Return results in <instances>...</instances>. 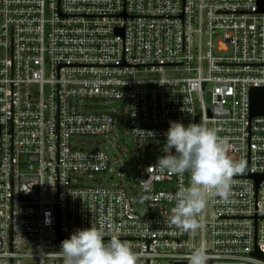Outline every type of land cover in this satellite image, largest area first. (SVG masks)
I'll return each mask as SVG.
<instances>
[{
  "label": "built area",
  "instance_id": "obj_1",
  "mask_svg": "<svg viewBox=\"0 0 264 264\" xmlns=\"http://www.w3.org/2000/svg\"><path fill=\"white\" fill-rule=\"evenodd\" d=\"M252 86H264L257 0H0V264H63L61 242L92 224L117 226L138 264H188L201 243L208 264H264V114L250 115ZM78 97L119 101L127 120L82 110ZM170 121L206 123L245 162L196 233L168 220L188 174L152 168ZM115 125L129 146L159 145L125 170L141 200L115 172L109 184L75 177L111 170L115 154L72 138Z\"/></svg>",
  "mask_w": 264,
  "mask_h": 264
},
{
  "label": "clouds",
  "instance_id": "obj_2",
  "mask_svg": "<svg viewBox=\"0 0 264 264\" xmlns=\"http://www.w3.org/2000/svg\"><path fill=\"white\" fill-rule=\"evenodd\" d=\"M164 135V155L152 168L190 177L188 186L181 185L170 197L174 207L168 217L169 224L181 233H196L204 228L200 217L210 200H229L233 177L245 170V162L231 157L229 144L206 123L185 126L170 121ZM117 231L115 225L107 230L93 224L90 228L77 229L61 242L58 254L63 264H138L140 255L115 234ZM106 235L110 238L105 239ZM208 259L203 243L194 245L187 256L188 264H208Z\"/></svg>",
  "mask_w": 264,
  "mask_h": 264
},
{
  "label": "rangeland",
  "instance_id": "obj_3",
  "mask_svg": "<svg viewBox=\"0 0 264 264\" xmlns=\"http://www.w3.org/2000/svg\"><path fill=\"white\" fill-rule=\"evenodd\" d=\"M80 109L86 111H113L116 115V119L119 117L123 119L125 123L127 120V109L122 108V105H113L114 102H119L110 98H97V97H78L75 100ZM122 102V101H120ZM117 124V122H116ZM130 140V146L124 140V134L120 135L119 127L115 125L112 132L100 133V134H84L76 135L72 138L73 144L90 149H102L110 154L111 146L114 148L115 161L111 164V170L96 171V172H84L75 175L77 182L86 184H109L108 177H112L115 172L116 177H121L123 184L127 190L136 195L137 199L140 198V187L134 178L126 179L124 177L125 170H133L132 164H136L140 159L147 161L158 151L159 145L156 144L153 139L140 140L138 143L133 139ZM131 158V162L127 160V157ZM120 165V166H119ZM138 168V167H137ZM133 172V176H135ZM171 185L166 182H155L154 187L168 188ZM140 208L144 207L142 201H140Z\"/></svg>",
  "mask_w": 264,
  "mask_h": 264
},
{
  "label": "water",
  "instance_id": "obj_4",
  "mask_svg": "<svg viewBox=\"0 0 264 264\" xmlns=\"http://www.w3.org/2000/svg\"><path fill=\"white\" fill-rule=\"evenodd\" d=\"M258 9L264 11V0H257ZM264 114V86L250 87V115ZM256 180L260 175H254Z\"/></svg>",
  "mask_w": 264,
  "mask_h": 264
}]
</instances>
